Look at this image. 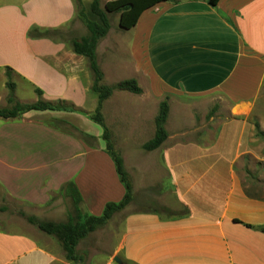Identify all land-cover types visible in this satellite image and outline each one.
I'll use <instances>...</instances> for the list:
<instances>
[{"label":"crops","instance_id":"1","mask_svg":"<svg viewBox=\"0 0 264 264\" xmlns=\"http://www.w3.org/2000/svg\"><path fill=\"white\" fill-rule=\"evenodd\" d=\"M78 4L0 0V77L6 90L0 109L9 106L8 80L16 102L65 107L0 117V201L43 214L52 206L49 212L61 222L73 214L68 184L87 215H100L106 203L125 194L102 129L90 118L98 101L92 71L71 46L87 34ZM130 30L128 39L123 31ZM130 30L121 28L111 41L110 26L97 43L96 59L103 83H117L105 78L128 68V78L142 91L114 90L101 112L114 149L117 138L133 141L117 152L133 189L129 205L145 200L163 207L128 211L112 261L107 256L104 264H264V173L250 176L264 163V141L254 126L256 121L264 131V106L257 104L264 86V0L161 1ZM19 90L31 91L32 100L18 97ZM165 97L167 136L145 150ZM210 105L216 109L207 118ZM115 114L118 129L112 131L108 119ZM51 236L28 222L0 226V264L68 262Z\"/></svg>","mask_w":264,"mask_h":264},{"label":"trees","instance_id":"2","mask_svg":"<svg viewBox=\"0 0 264 264\" xmlns=\"http://www.w3.org/2000/svg\"><path fill=\"white\" fill-rule=\"evenodd\" d=\"M161 1L176 0H105L101 4V0H91L88 10L83 13L82 8L78 12L83 23L86 26L87 34L80 38L71 40V46L75 53L83 55L87 58L89 67L93 75L92 90L97 94L98 101L95 111L90 118L97 123L102 129V140L104 141L105 150L112 157L116 171L120 180L125 186V194L118 202H108L100 215H87L79 211L78 203L80 195L72 184L67 185L68 193L73 202V214H70L66 221L56 222L52 220H38L29 217L28 221L34 224L42 232L52 235L60 244L63 255L66 260L77 262L80 257L76 251V247L81 239L103 226L112 216L113 213L124 209L132 200L131 184L125 172L121 156L114 149L111 133L108 130L101 112L103 101L108 98L114 90H126L135 94L141 93L142 89L135 78H127L114 84H105L102 82L103 73L96 59V46L100 38L104 37L111 26L109 16L113 13H119L118 25L122 29H131L137 23L140 14ZM218 0H208L209 4L215 5ZM81 4L80 0H78ZM79 8V7H78ZM6 86L9 89L8 103L9 106L0 109V117L12 118L21 113L30 110H59L65 108L63 104H52L49 102L37 101L36 103H19L14 101L13 88L14 83L8 80ZM38 94L41 93L36 89ZM168 97H165L159 103L158 113L155 117V132L153 137L148 140L143 148L152 150L157 148L166 138L167 131L165 129V121L169 111ZM216 107L214 106L208 113L209 118ZM254 126L256 133L264 141V131L260 129L259 124L255 121ZM167 213L166 210H162ZM264 231V228H262Z\"/></svg>","mask_w":264,"mask_h":264},{"label":"rangeland","instance_id":"3","mask_svg":"<svg viewBox=\"0 0 264 264\" xmlns=\"http://www.w3.org/2000/svg\"><path fill=\"white\" fill-rule=\"evenodd\" d=\"M105 0H101V4L104 2ZM88 5H83L80 4L78 7V12L81 10L83 13H85L88 10ZM110 18V23H111V31H110V36L108 39H111V41H115V37H117V34L119 32H121V28L118 25V19H119V13H113L109 16ZM79 20L83 19L81 18V16H79ZM82 28L78 29L77 32L78 34H81ZM130 30V29H129ZM131 32V30L128 31H123V33H125V36L127 37L128 35V39H129V33ZM107 44H104V46L102 47V51H100L101 53H105V50H103V48H106ZM127 44L125 43L122 46V51L127 50ZM126 55V53H125ZM127 58V55H126ZM122 61L120 59H118V61L116 62V65H122ZM130 69H117L116 70V75L115 76H109L107 75V77L105 78V80L108 83H114L118 80H122L124 78H128L129 76H131V72H129ZM3 81H2V77H0V95L3 96L4 92L6 91L3 88L2 85ZM8 93H7V97L6 100H8L9 97V89L7 88ZM17 96H22L23 99H26L28 101L32 100L31 98H33V96H31V91H17ZM262 97L258 100L257 104H258V108L261 106H264V86L262 89ZM220 101V100H219ZM225 106H228V102L223 101ZM132 102H128L126 105L132 107L133 105H129ZM24 104V103H23ZM209 108H212V106L210 105ZM223 110V109H222ZM225 110V109H224ZM222 115L224 116V111L222 112ZM111 120L112 122H114V126L112 131L118 129L117 127V115H109V119L108 121ZM184 121L186 123H190L191 119L190 117H184ZM110 122V121H109ZM95 125V127L100 130L101 128L97 125V124H93ZM87 126V125H85ZM113 126V125H112ZM120 130V129H119ZM117 137H119L118 132L114 133ZM123 136V135H122ZM102 141V139H101ZM130 144H133V141L129 142ZM129 143H126L125 141L121 140L119 141V139H116V143L115 146L117 149H115L117 152L121 150V146H123L124 148H126L128 146ZM119 148V149H118ZM126 151H128L126 149ZM264 173V163L258 165L255 167V170L253 173L250 174V176H254L257 177L259 174ZM130 182V181H129ZM131 183V182H130ZM132 188V185H131ZM153 189V188H152ZM132 191V195H133V189H131ZM152 192H155L156 189L151 190ZM138 199H140V197L138 196ZM157 201V200H155ZM158 202V201H157ZM153 203L151 201H145V200H138L136 202H132V204H128L126 206V209L122 210V211H118L116 213H113L112 216L110 217V219L101 227H98L93 233H91L89 236L84 237L83 239L80 240V244L78 245V248H76V251L80 257V260L77 262H72V261H68L66 263L63 264H104V261L107 256H108V261H112V254H111V250L113 248V246H115V244L117 243V233H118V229L120 227L121 221L124 217V215L131 210H138V209H161L163 207V205H160L159 203L157 204ZM11 205V206H9ZM9 210H12L9 212ZM52 210V206L49 207V210L46 211V213H35L34 211H32V209H30L29 207L26 206V204H21V203H16V202H11L9 200H6L5 198H2L0 201V226H3L4 228H9L13 225H18V223L20 222H28V218L29 217H34L35 219L38 220H52V221H56V222H60L58 221L59 218L57 216H55V214H53V212H49ZM73 213V211H72ZM61 218L63 220H67L66 216H61ZM31 224V223H30ZM34 225V224H32ZM35 226V225H34ZM36 227V226H35ZM53 237V236H51ZM54 238V237H53ZM116 238V239H115ZM60 252L63 253L62 248L60 246Z\"/></svg>","mask_w":264,"mask_h":264},{"label":"water","instance_id":"4","mask_svg":"<svg viewBox=\"0 0 264 264\" xmlns=\"http://www.w3.org/2000/svg\"><path fill=\"white\" fill-rule=\"evenodd\" d=\"M113 260L116 261V262H118V263H121V260L117 256H114L113 257Z\"/></svg>","mask_w":264,"mask_h":264}]
</instances>
